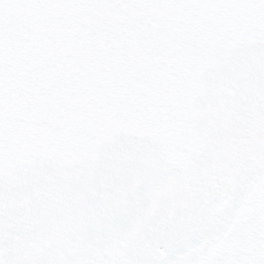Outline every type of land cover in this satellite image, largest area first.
Wrapping results in <instances>:
<instances>
[{"label": "snow or ice", "instance_id": "6c2138e0", "mask_svg": "<svg viewBox=\"0 0 264 264\" xmlns=\"http://www.w3.org/2000/svg\"><path fill=\"white\" fill-rule=\"evenodd\" d=\"M0 264H264V0H0Z\"/></svg>", "mask_w": 264, "mask_h": 264}]
</instances>
